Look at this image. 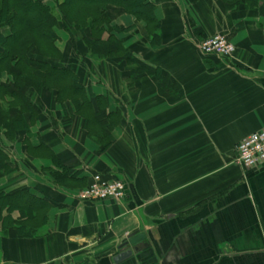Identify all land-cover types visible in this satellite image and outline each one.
<instances>
[{"label": "crops", "instance_id": "1", "mask_svg": "<svg viewBox=\"0 0 264 264\" xmlns=\"http://www.w3.org/2000/svg\"><path fill=\"white\" fill-rule=\"evenodd\" d=\"M147 3L155 23L114 7L101 36L134 63L98 60L80 33L57 31L55 65L77 76L81 99L27 89L26 130L0 129L2 203L45 204L28 220L0 207V264H116L129 252L117 264H264V164L245 170L236 154L264 129V0ZM214 35L231 58L199 52ZM96 174L122 181L123 200L79 201Z\"/></svg>", "mask_w": 264, "mask_h": 264}, {"label": "trees", "instance_id": "2", "mask_svg": "<svg viewBox=\"0 0 264 264\" xmlns=\"http://www.w3.org/2000/svg\"><path fill=\"white\" fill-rule=\"evenodd\" d=\"M51 1L53 7L39 0H0V76L7 73L12 78L0 84V129L8 135L25 131L28 126L24 119L26 111L31 110L27 89L54 91L59 98L68 96L73 101L81 99L77 76L67 67L55 65L61 57L55 45L57 31L80 33L83 45L98 60L116 55L126 63H134L120 41L111 36L106 42L101 41L105 30L107 33L113 30L107 12L116 7L146 26L155 23L153 6L147 0ZM144 69L139 65L138 73ZM102 115L97 114L98 117ZM0 162H3L1 153ZM24 196L26 194H14L12 203L3 204L2 200L8 196L0 195V207L18 210L27 220L32 210L45 207L43 202L25 200Z\"/></svg>", "mask_w": 264, "mask_h": 264}, {"label": "built area", "instance_id": "3", "mask_svg": "<svg viewBox=\"0 0 264 264\" xmlns=\"http://www.w3.org/2000/svg\"><path fill=\"white\" fill-rule=\"evenodd\" d=\"M199 52L206 57L215 56L221 59L231 58L235 53L234 46L222 35H214L198 44ZM237 163L245 170L254 169L264 164V129L250 134L237 146ZM125 195L122 181H107L100 175H93L89 185L78 192L81 202H120Z\"/></svg>", "mask_w": 264, "mask_h": 264}, {"label": "water", "instance_id": "4", "mask_svg": "<svg viewBox=\"0 0 264 264\" xmlns=\"http://www.w3.org/2000/svg\"><path fill=\"white\" fill-rule=\"evenodd\" d=\"M132 243V242H131ZM131 253H123V254H120L118 256H116L114 259H113V262L114 263H118L119 261L123 260V259H126L128 257H130Z\"/></svg>", "mask_w": 264, "mask_h": 264}]
</instances>
